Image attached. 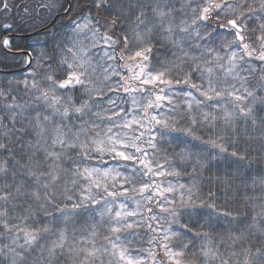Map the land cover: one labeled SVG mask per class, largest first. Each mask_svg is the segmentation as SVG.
Returning <instances> with one entry per match:
<instances>
[{
	"label": "rangeland",
	"instance_id": "rangeland-1",
	"mask_svg": "<svg viewBox=\"0 0 264 264\" xmlns=\"http://www.w3.org/2000/svg\"><path fill=\"white\" fill-rule=\"evenodd\" d=\"M152 2V17H146L147 6L140 9L144 24L139 22L137 38L159 33L172 43L177 54L167 66L176 62L190 69L180 83L166 81L172 74L152 71L158 66L151 68L144 63L148 55L138 52L135 62L129 63L131 78L140 85L160 86L158 93L153 96L145 88L124 86V73L108 48L110 39L102 37L96 18L88 14L69 31L61 50L66 71L80 78L76 89L61 88L50 76L37 81L32 72L25 78L29 103L22 111L30 113L40 129L37 152L58 164L66 155L69 160L70 149L83 159L81 166L76 158L73 168L62 164L48 174L54 182L65 178L76 185L75 208L80 209L55 218L47 217L48 209H43L44 231L56 232L54 240L38 242L50 250L44 263L52 264L57 255L66 254L65 264H150L155 248L132 253L124 245V235L150 227L164 248L177 239L173 229L178 226L179 209L187 207L183 197L191 190L177 177V158L192 165L200 161L199 151L189 145L166 154L161 147L167 141L158 137L180 131L192 134L196 126L203 131L199 125L211 130L218 124L262 121L254 112L264 99V0H253L254 5L243 0L237 7L227 2L222 15L241 31L233 26L223 35L201 15L212 0ZM154 105L155 112L147 119L148 108ZM15 112L16 108L9 109L8 115ZM15 230L5 229L0 241L16 251L38 241L33 233L18 240ZM170 253L176 260V254Z\"/></svg>",
	"mask_w": 264,
	"mask_h": 264
},
{
	"label": "trees",
	"instance_id": "trees-1",
	"mask_svg": "<svg viewBox=\"0 0 264 264\" xmlns=\"http://www.w3.org/2000/svg\"><path fill=\"white\" fill-rule=\"evenodd\" d=\"M70 1V12L49 27L58 14L67 10V0H25V8L19 12H1L11 26L8 32L22 35L40 31L37 35L10 42V50L30 52L33 63L28 70L37 72V81H45L46 76L57 81L67 77L60 60L69 31L58 28L57 24L71 21L74 25L87 9L94 17H101L95 21L103 37L110 39L108 46L119 59L124 73L122 80L126 81L124 86L145 88L153 96L158 93L160 86L140 85L131 78V67L126 60L138 52L148 55L151 68L158 66L152 71L172 74L173 79L167 76L166 81L178 84L188 75L187 65L179 66L175 62L167 66V62H174L177 52L163 34L151 33L146 39L134 36L141 20V7L147 6L146 17L154 15L152 0ZM242 1L212 0L213 6L209 5L201 15L211 29L223 35L225 30L233 29L228 24L229 17L222 15L225 5L232 3L237 7ZM61 2L63 7L59 6ZM245 2L254 5L253 0ZM180 5L181 2L177 4ZM74 20L77 21L73 23ZM251 29L255 31L253 26ZM247 47L250 49L249 45ZM4 56L6 61L0 65V70L11 71L26 65L22 55L4 52ZM24 81V72L0 74V233L11 227L16 229L18 240L33 233L38 241L32 247L25 245L20 251L0 241V264H47L43 259L50 250L42 249L38 242L54 240L56 232L44 231L43 209H48L45 215L50 218L66 210L80 209L75 208V203H79L76 185L72 186L65 178L54 182L48 175L62 164L65 168H73V160L78 159L77 151L68 150L69 160L66 155L59 160L60 164L37 152L35 144L40 129L32 115L22 111L29 103L26 97L29 85ZM39 85L44 87L42 83ZM14 108L17 112L9 116L8 110ZM154 108L155 105L148 108L147 119L155 112ZM254 114L262 121H235V125L218 124L211 130L199 125L203 131L196 126L192 134L180 131L171 137H158L167 141L161 147L166 154H171L176 146L189 145L199 151L200 161L192 165L177 158V177L191 189L183 197L187 207L179 209L178 226L173 229L177 239L164 248L150 227H139L138 231L124 235V245L130 252L155 248L150 264H264V99ZM82 160L78 159L79 166ZM145 218L149 219V215L145 214ZM76 219L78 217L74 216L73 221ZM66 226L72 229L70 224ZM170 252L176 254L177 261L170 257ZM66 256L57 255L51 263L65 264Z\"/></svg>",
	"mask_w": 264,
	"mask_h": 264
},
{
	"label": "flooded vegetation",
	"instance_id": "flooded-vegetation-1",
	"mask_svg": "<svg viewBox=\"0 0 264 264\" xmlns=\"http://www.w3.org/2000/svg\"><path fill=\"white\" fill-rule=\"evenodd\" d=\"M17 1H19L18 4H16ZM24 1L25 0H0L1 5L3 6V8H7L8 7V2H12L19 9H24V7H25V2ZM63 4L64 3L61 2L59 6L63 7ZM10 7H11V5H10ZM4 22L5 21L0 19V27H1V29H0V53L1 54L3 53L2 55H3V58L5 59V56H4V52L6 51V49L4 47L5 40L7 38H9V37L10 38H16V37H19L21 35L20 34H16V33L8 32L9 30L11 31V26L8 25L7 23H4ZM57 27L60 28V29H63V28L67 29L69 27V24L67 22H60L59 24H57ZM0 61H2V60H0ZM67 86L70 87L71 84L67 83Z\"/></svg>",
	"mask_w": 264,
	"mask_h": 264
}]
</instances>
